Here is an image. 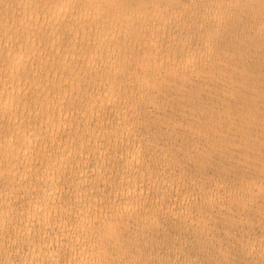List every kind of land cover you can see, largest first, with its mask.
Returning <instances> with one entry per match:
<instances>
[{
    "label": "bare ground",
    "instance_id": "bare-ground-1",
    "mask_svg": "<svg viewBox=\"0 0 264 264\" xmlns=\"http://www.w3.org/2000/svg\"><path fill=\"white\" fill-rule=\"evenodd\" d=\"M0 264H264V0H0Z\"/></svg>",
    "mask_w": 264,
    "mask_h": 264
}]
</instances>
